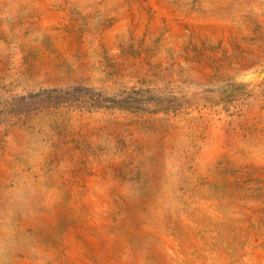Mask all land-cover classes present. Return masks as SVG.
<instances>
[{"label":"rangeland","instance_id":"1","mask_svg":"<svg viewBox=\"0 0 264 264\" xmlns=\"http://www.w3.org/2000/svg\"><path fill=\"white\" fill-rule=\"evenodd\" d=\"M0 264H264V0H0Z\"/></svg>","mask_w":264,"mask_h":264}]
</instances>
